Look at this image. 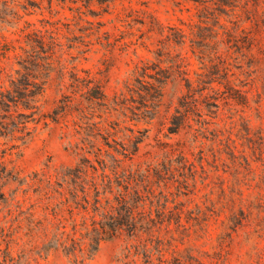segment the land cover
<instances>
[{
  "label": "trees",
  "instance_id": "trees-1",
  "mask_svg": "<svg viewBox=\"0 0 264 264\" xmlns=\"http://www.w3.org/2000/svg\"><path fill=\"white\" fill-rule=\"evenodd\" d=\"M46 1L66 8L71 19L19 27L17 1L0 0V138L26 131L54 74L63 95L47 118L74 140L69 146L78 160L25 178L0 162V264H38L52 253L83 262L109 242L121 243L123 264H200L178 245L191 232L205 234L209 209L187 210L192 200L181 198L194 194L199 178L222 185L220 168L232 188L248 183L254 162L264 176V0L174 1L179 12L190 11L184 4L195 11L178 26L150 17L154 61L136 62L131 84L110 103L105 83L79 64L94 48L105 57H136L149 39L141 32L145 12L133 7L137 0ZM118 6L106 30L100 20ZM221 45L229 60L246 61L248 70L238 67L245 82L230 73ZM167 85L181 91L167 133L183 138L140 154L143 132L122 125L150 122ZM253 120L259 125L252 127Z\"/></svg>",
  "mask_w": 264,
  "mask_h": 264
},
{
  "label": "rangeland",
  "instance_id": "rangeland-1",
  "mask_svg": "<svg viewBox=\"0 0 264 264\" xmlns=\"http://www.w3.org/2000/svg\"><path fill=\"white\" fill-rule=\"evenodd\" d=\"M15 1L19 5L20 15L23 16L19 27L22 26L23 21L38 26V21L42 19H71V14L66 8L62 10L56 3H52L50 7L46 0H32L33 4L28 6L23 0ZM174 1L180 0H161L160 3H157V0H145L147 3L144 6H140L138 0L134 2L133 7L144 11L146 16L141 32L146 33L150 17L164 27L178 26L179 20L186 21L189 17H194L193 6L184 4L190 11L179 12L173 5ZM22 6H26L27 10L23 12L20 8ZM119 9L118 6L112 15H104L101 18L100 21L106 23V30L110 27L108 22L114 19ZM7 31L12 32L9 28ZM138 35L139 33H136L134 39ZM145 36L149 39L145 41L143 48L137 49L136 57L130 54L122 57L116 52L105 57L102 52L94 48L87 60L79 64V68L89 70L105 83L104 92L109 103L115 96L119 97L125 93V87L131 84L133 80L131 73L136 62L154 61L153 52L157 37L147 33ZM218 52L225 57L228 69L234 74L235 79L245 82L246 74L241 75L242 71H239L238 67L248 70L246 61L239 63L234 57L229 60L230 56L222 45ZM190 63L191 70L197 67L193 59H190ZM62 95L63 91L57 86L55 75L52 74L44 87L43 94L38 99V115L32 123L27 125L26 131L21 134L16 133L12 137L0 138V162L7 170H13L19 173L21 178H25L32 172H41L46 167H50L51 170L72 167L77 162L78 158L72 154L69 146L74 140L67 138L60 124H54L47 118L55 110ZM180 96L179 88L167 85L163 89L158 113L150 122H126L122 125L127 129L143 132L144 139L139 146L140 154L151 151L159 142L172 144L182 140V134L167 133L169 120ZM250 99L253 102L258 101L256 96H250ZM232 108L236 111L241 109L235 103ZM261 111L264 113V100L261 103ZM222 114L224 119L229 116L226 109L222 111ZM258 125L259 121L253 120L252 127ZM123 134L131 136L127 131H123ZM121 135L119 134L118 137ZM135 136L138 135L135 134ZM246 155H251L249 150H246ZM250 158L254 157L250 156ZM206 169L209 170L208 167ZM261 169L260 163L254 162L253 173L248 183L244 181L243 185L241 182L236 188H232L231 178L223 168H220L217 173V176L224 181L222 185H209V179L197 180L194 194L188 198H181V201L192 200L187 205V210L195 207L203 211L209 209V223L205 234L191 232L190 237L178 245V250L183 256H192L200 264H264V176H260ZM221 189L226 190L225 195L222 194ZM185 226L189 227L186 224ZM122 248L121 243L109 242L100 245L96 253L83 262L59 253H52L46 259L40 260L38 264H123L121 263Z\"/></svg>",
  "mask_w": 264,
  "mask_h": 264
}]
</instances>
